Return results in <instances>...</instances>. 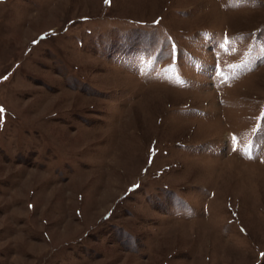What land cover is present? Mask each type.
I'll return each instance as SVG.
<instances>
[{"label":"rangeland","instance_id":"1","mask_svg":"<svg viewBox=\"0 0 264 264\" xmlns=\"http://www.w3.org/2000/svg\"><path fill=\"white\" fill-rule=\"evenodd\" d=\"M0 264H264V0H0Z\"/></svg>","mask_w":264,"mask_h":264},{"label":"snow or ice","instance_id":"2","mask_svg":"<svg viewBox=\"0 0 264 264\" xmlns=\"http://www.w3.org/2000/svg\"><path fill=\"white\" fill-rule=\"evenodd\" d=\"M3 111V109H0V112H2Z\"/></svg>","mask_w":264,"mask_h":264}]
</instances>
